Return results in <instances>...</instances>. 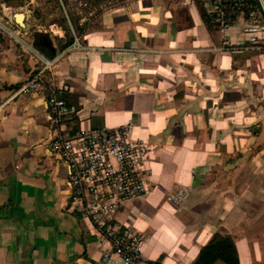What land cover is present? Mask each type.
<instances>
[{"label": "crops", "instance_id": "obj_1", "mask_svg": "<svg viewBox=\"0 0 264 264\" xmlns=\"http://www.w3.org/2000/svg\"><path fill=\"white\" fill-rule=\"evenodd\" d=\"M0 12L57 57L43 88L24 94L41 65L0 31V264H123L72 209L47 102L55 89L78 110L61 133L129 125L150 147V189L117 214L144 236L138 264H194L215 233L231 236L240 264H264V28L254 45L244 17L220 29L197 0H129L72 35L26 12L21 25L2 0ZM44 34L55 54L38 45ZM179 187L187 195L170 200Z\"/></svg>", "mask_w": 264, "mask_h": 264}, {"label": "built area", "instance_id": "obj_2", "mask_svg": "<svg viewBox=\"0 0 264 264\" xmlns=\"http://www.w3.org/2000/svg\"><path fill=\"white\" fill-rule=\"evenodd\" d=\"M205 8L212 24L220 29H228L244 17V33L252 44H258L264 28L261 23L264 0H205ZM9 19L12 20L11 17ZM0 31L13 36L41 65L20 92L30 94L41 90L43 75L52 70L57 57H49L28 43L1 16ZM74 46L81 47L77 38ZM47 102L51 126L59 131L54 146L69 170L72 209L89 219L111 242L113 250L121 255L123 264H138L144 236L129 225H121L117 214L126 202L143 196L150 189L145 165L150 147L143 140L130 138L129 125L82 128L79 132L65 135L60 132L61 128L76 116L77 107L56 89L50 93ZM187 193L186 188L179 187L169 199L180 201Z\"/></svg>", "mask_w": 264, "mask_h": 264}, {"label": "rangeland", "instance_id": "obj_3", "mask_svg": "<svg viewBox=\"0 0 264 264\" xmlns=\"http://www.w3.org/2000/svg\"><path fill=\"white\" fill-rule=\"evenodd\" d=\"M12 7L13 12L29 13L34 22L43 29L51 31V24L58 23L66 27L67 34H78L99 25L103 11L123 5L129 0H2ZM4 19L9 20V16ZM264 19V15H263Z\"/></svg>", "mask_w": 264, "mask_h": 264}, {"label": "trees", "instance_id": "obj_4", "mask_svg": "<svg viewBox=\"0 0 264 264\" xmlns=\"http://www.w3.org/2000/svg\"><path fill=\"white\" fill-rule=\"evenodd\" d=\"M197 1L202 6L204 16H208L205 1ZM73 41L74 39L70 38L67 44ZM218 260L227 264H240L236 245L230 235L215 233L209 243L203 247L194 264H214Z\"/></svg>", "mask_w": 264, "mask_h": 264}, {"label": "water", "instance_id": "obj_5", "mask_svg": "<svg viewBox=\"0 0 264 264\" xmlns=\"http://www.w3.org/2000/svg\"><path fill=\"white\" fill-rule=\"evenodd\" d=\"M23 16V19L22 21H20L18 19V16ZM15 18H16V21L21 24V25H24V19H25V15L24 13L20 12V13H17L15 15ZM38 45L40 47H42L43 49H46V50H49L51 51L53 54L56 53V49L55 47L53 46V43H52V40L50 38V35L49 34H44L43 36L40 37L39 41H38Z\"/></svg>", "mask_w": 264, "mask_h": 264}, {"label": "bare ground", "instance_id": "obj_6", "mask_svg": "<svg viewBox=\"0 0 264 264\" xmlns=\"http://www.w3.org/2000/svg\"><path fill=\"white\" fill-rule=\"evenodd\" d=\"M18 19L20 20V21H22V19H23V16H18Z\"/></svg>", "mask_w": 264, "mask_h": 264}]
</instances>
